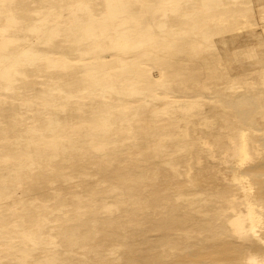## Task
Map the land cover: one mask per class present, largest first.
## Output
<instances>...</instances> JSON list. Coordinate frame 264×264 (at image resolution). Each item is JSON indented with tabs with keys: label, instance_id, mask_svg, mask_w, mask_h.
Listing matches in <instances>:
<instances>
[{
	"label": "bare ground",
	"instance_id": "bare-ground-1",
	"mask_svg": "<svg viewBox=\"0 0 264 264\" xmlns=\"http://www.w3.org/2000/svg\"><path fill=\"white\" fill-rule=\"evenodd\" d=\"M106 1L97 3L101 8L96 10L88 1L70 0L69 22L61 19L46 27L30 22L28 29L36 35L34 39L0 32V75L14 81L12 72H19L16 66L21 60L34 63L36 57L47 58L52 50L38 48L35 43L46 31L50 35L61 28L69 34L80 31L75 40L82 41L95 35L88 32L96 21L106 18L126 23L122 0ZM162 1L168 2L172 12L180 2ZM257 1L264 5V0ZM0 11H7L0 31L11 26L21 29L17 11ZM47 16L45 12L35 21H45ZM246 21L229 30L236 39L230 46L229 39L221 37L200 54V47L190 42L188 55L176 60L177 64L146 62V74L138 79L142 84L154 81L149 77L153 69L158 80L186 86L174 91L154 88V94L171 101L173 109L162 102L159 112L138 110L133 124L128 120L120 124L121 132L135 126L137 137L130 149L126 150L123 135L110 134L111 120L106 115L94 120L89 137L80 138L82 143L77 146L81 150L74 149L71 139L58 145L55 153H36L26 170L14 168L16 176L25 174L23 181L29 182L30 189L38 190L30 195L45 199L43 204L23 203V207L33 206L34 210H19L15 217L24 218L26 226L33 223L34 242L40 244L44 239L47 262L52 264L58 258L57 264H264V7L258 20L253 16ZM156 25L158 34L170 35L165 20ZM182 31L200 40L201 28L191 26ZM50 35L44 38L46 44L51 41ZM242 36L251 38L245 46L239 42ZM19 40L22 48L18 52L2 50L6 42ZM149 40H154L152 34ZM198 57L214 58V66H195L193 61ZM172 75L185 76L174 79ZM150 105L154 107L155 102ZM188 116L194 118L189 125L191 135L186 137L183 122ZM232 116L240 126L224 123ZM150 139L154 141L147 142ZM93 147L91 152L89 148ZM145 147L153 153L149 160L142 159ZM217 147H226L223 157L228 159L199 158L189 165L196 169L189 176L177 165L186 151L214 154ZM212 162L225 166L215 171L209 166ZM114 170L120 176L101 185L100 177ZM6 174L5 183H0V196L16 190ZM46 177L52 179L55 190L49 189L50 179ZM252 189H256L259 209L250 197ZM233 190L241 192L243 198L229 197ZM196 192L203 195L197 197ZM3 229L11 233L0 238V244L11 243L14 232H22L20 228ZM24 239L29 241L28 237ZM41 255L36 250V260L40 261Z\"/></svg>",
	"mask_w": 264,
	"mask_h": 264
},
{
	"label": "rangeland",
	"instance_id": "rangeland-1",
	"mask_svg": "<svg viewBox=\"0 0 264 264\" xmlns=\"http://www.w3.org/2000/svg\"><path fill=\"white\" fill-rule=\"evenodd\" d=\"M88 1L92 8L98 10L104 0ZM175 4L173 12L168 2L162 0H147L143 6V0H122L124 13L128 17L113 22L103 19L93 23L94 29L88 32L91 36L86 40H75L80 31L69 34L61 30L50 35L48 31L41 34V39L35 41L38 48L52 50L47 58L36 57L34 63L23 59L16 66L13 73L14 81L0 75V183H5L7 174L13 179L15 191L3 193L0 196V228L8 227L9 230L21 229L14 232L11 243L0 244V264H50L45 258L44 239L36 244L33 239L34 225L26 226L24 218L15 217L19 210H27L31 213L33 206L23 207V203L33 205L43 204V197L33 196L30 193L37 189H30L29 182L23 181L25 174L16 176L14 168L26 170L29 161L38 152H52L58 150V145H65L73 139L75 150H81L77 145L82 143L81 137H89L94 120L102 119L108 115L111 123V133L123 135V143L131 148V142L136 140L135 126L125 131L120 124L129 121L133 124L137 120L138 110L144 112L150 110L160 111L164 102L166 108L171 101L164 99L158 93L154 94V88L163 90H176L184 84L176 81L165 82L158 80V76L150 70L149 77L154 81L150 84H142L138 81L146 74L147 61L171 62L185 58L189 52V43L195 42L199 46V53L205 51L208 44L212 45L215 40L226 37L229 46L232 38L229 30L240 21L251 19L253 16L258 20L259 11L264 7L257 0H179ZM110 4V1H106ZM70 0H0V9L13 8L21 15V29L9 27L6 31H0L6 35H13L21 39L36 38V35L28 29L30 22L43 26L56 24L63 19L69 22L70 10L67 7ZM85 6V4H84ZM37 10H40L37 13ZM47 12V20H36ZM164 12V15L161 13ZM7 11H0V23L4 21ZM258 14V15H257ZM86 15V12L85 14ZM165 20L167 34L157 33V21ZM74 25L75 22H72ZM191 26L201 28L200 40L197 42L182 30H188ZM257 29L260 28L256 26ZM152 34L154 40H149ZM48 35L51 41L46 44L44 38ZM1 38V35H0ZM247 37H240V44L249 41ZM236 40V39H235ZM143 42V44H141ZM225 43V46L228 45ZM22 48L21 42L9 41L2 45L3 51L18 52ZM214 58H197L193 61L195 66L211 65ZM13 71V69H12ZM185 75H172L174 79L183 78ZM203 84H191V87H200ZM208 85V84H206ZM212 86H224V84H212ZM110 91V95L103 93ZM140 91V92H139ZM127 93V94H126ZM171 100V98H170ZM152 107L150 104H154ZM144 106L140 108L139 106ZM142 118L141 116H138ZM194 116H188L183 126L187 128L186 137L191 135L189 125ZM225 124L240 126L232 116ZM264 127V122H262ZM35 127L40 130H34ZM120 128L121 130H119ZM154 141L153 139L147 142ZM184 152L183 148H177ZM226 147H217V152L210 154L203 150L191 149L186 155L179 158L177 164L184 175H194L196 169L189 167L199 158L228 159L223 157ZM93 152V148H89ZM215 150V151H216ZM153 157L149 147L143 148L142 159L149 160ZM26 160V162H25ZM218 165L212 162L209 166L215 171H220L225 164ZM194 166V165H193ZM120 176L117 170L108 176H102L99 183L115 181ZM50 179V177H46ZM50 179V190H55ZM256 189L250 192L253 205L256 209L261 204L255 198ZM197 197L203 195L196 192ZM243 194L233 190L229 197L243 198ZM42 208V207H41ZM42 210V209H41ZM28 222V220H26ZM32 222V220H30ZM44 220L42 224L44 225ZM10 232L4 229L0 231V238L8 237ZM264 235V234H263ZM25 237L29 238L24 242ZM23 240V242H21ZM58 249V248H57ZM55 248V250H57ZM36 250L42 253L41 259L36 260ZM115 254V249H113ZM59 263L55 258L52 264Z\"/></svg>",
	"mask_w": 264,
	"mask_h": 264
}]
</instances>
